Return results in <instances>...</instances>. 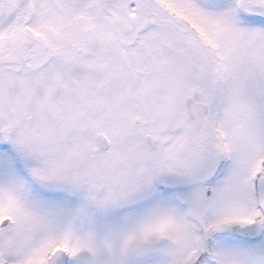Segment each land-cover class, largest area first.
<instances>
[{
    "label": "snow or ice",
    "instance_id": "snow-or-ice-1",
    "mask_svg": "<svg viewBox=\"0 0 264 264\" xmlns=\"http://www.w3.org/2000/svg\"><path fill=\"white\" fill-rule=\"evenodd\" d=\"M0 264H264V0H0Z\"/></svg>",
    "mask_w": 264,
    "mask_h": 264
}]
</instances>
